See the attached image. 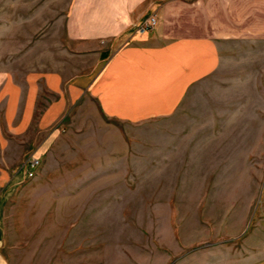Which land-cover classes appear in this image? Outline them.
Instances as JSON below:
<instances>
[{
  "label": "rangeland",
  "instance_id": "rangeland-1",
  "mask_svg": "<svg viewBox=\"0 0 264 264\" xmlns=\"http://www.w3.org/2000/svg\"><path fill=\"white\" fill-rule=\"evenodd\" d=\"M71 3L0 0V264H264V37L123 119L84 89L113 48L77 51Z\"/></svg>",
  "mask_w": 264,
  "mask_h": 264
},
{
  "label": "crops",
  "instance_id": "crops-1",
  "mask_svg": "<svg viewBox=\"0 0 264 264\" xmlns=\"http://www.w3.org/2000/svg\"><path fill=\"white\" fill-rule=\"evenodd\" d=\"M150 14L156 27L135 32ZM247 34L264 37V0H72L66 19L77 51L113 48L84 89L104 113L123 119L176 111L188 89L218 68L222 50L245 44ZM62 85L79 87L54 75L46 80L50 89ZM18 97L8 95L11 113ZM34 101L37 94L27 95L23 109L32 111Z\"/></svg>",
  "mask_w": 264,
  "mask_h": 264
},
{
  "label": "built area",
  "instance_id": "built-area-1",
  "mask_svg": "<svg viewBox=\"0 0 264 264\" xmlns=\"http://www.w3.org/2000/svg\"><path fill=\"white\" fill-rule=\"evenodd\" d=\"M157 25V17L155 14H150L147 17H145L138 25H136L135 32L137 33H143L149 30H152ZM39 160L37 157H31L27 164H26V170L25 175L27 177H30L33 175L34 170L38 166Z\"/></svg>",
  "mask_w": 264,
  "mask_h": 264
}]
</instances>
